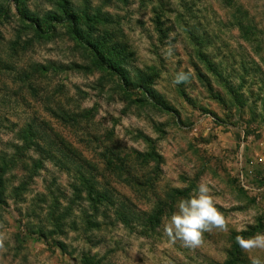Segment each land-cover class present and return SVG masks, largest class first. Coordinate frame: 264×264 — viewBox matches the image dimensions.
<instances>
[{
    "label": "rangeland",
    "instance_id": "rangeland-1",
    "mask_svg": "<svg viewBox=\"0 0 264 264\" xmlns=\"http://www.w3.org/2000/svg\"><path fill=\"white\" fill-rule=\"evenodd\" d=\"M92 4L119 24L114 30L127 46L131 77L138 81L135 74H144L146 90L136 83L124 94L104 72L77 69L85 62L62 26L53 25L49 40L26 43L32 34L17 31L16 11L0 17V59L10 68L0 69V157L16 162L6 174L0 205V264H225L233 233L264 232V0ZM45 6L28 1L38 14ZM198 48L211 67L197 59ZM33 64L43 70L31 74ZM21 71L30 73L29 85L18 80ZM182 71L190 80L177 84ZM57 106L81 111L80 119L55 118ZM28 126L59 138L76 156L65 149L57 162L34 147L17 150L14 146L23 145L18 132ZM139 133L153 142L160 158L155 172L153 164L139 168L128 157L146 152ZM37 159L42 168L29 181L26 168ZM79 159L92 164L118 201L137 211L169 203L172 190L189 197L203 181L229 231L204 233L195 249L173 243L163 225L180 199L150 235L125 227L111 212L99 217L98 230L87 231L81 211H88V204L84 194L75 201L72 184L77 171L91 170L79 168ZM23 181L28 186L14 198L12 190ZM52 200L56 215L67 206L71 210L62 231L48 234ZM249 255L264 259V252L240 250L236 264H250Z\"/></svg>",
    "mask_w": 264,
    "mask_h": 264
},
{
    "label": "trees",
    "instance_id": "trees-1",
    "mask_svg": "<svg viewBox=\"0 0 264 264\" xmlns=\"http://www.w3.org/2000/svg\"><path fill=\"white\" fill-rule=\"evenodd\" d=\"M28 1L0 0V17L5 18L10 12V9L15 10L21 22L20 29L17 31L32 34V38L26 40V43H31L34 39L37 41L49 40L56 30L53 25H60L74 42L75 47L85 62L84 65H77V69H93L98 72H104L110 78V81L117 83L118 88L124 94L136 83H138L137 88L141 90L144 88L146 90L144 86L146 79L144 74L141 72L135 74L138 81L133 80L131 77L127 67V56L125 54V48L127 46L117 39L114 29L119 24L114 21L112 15L103 12L100 7L94 6L92 0H41L43 4L47 5L42 9L41 14L31 11L28 8ZM104 3L107 4L108 2ZM195 54L201 63H205L207 67H211L204 60L199 48ZM0 69L8 70L10 68L0 59ZM40 70H43V66L38 64L31 66V74L33 73V75L36 72H40ZM17 77L19 81L27 83L30 73L21 71L17 73ZM27 85H29V82ZM79 112V114L70 113L63 110L61 106H57L52 111V114H54L55 118L63 122H75L77 119H80L79 117L82 112ZM18 136L23 145L21 148L14 146L17 150L25 149L26 152L34 147L41 153L48 155L52 160H57V162H61L58 157L65 153V149L69 150V153H73L74 157L76 156L75 152L67 148L66 144L59 138L53 140L50 134L40 135L30 126L19 130ZM136 136L147 145L146 152L132 151L128 157L132 158V161L139 168L153 164V171L155 172L160 158L155 152L153 142L141 133ZM110 156L114 157V155ZM67 157L68 155L64 156L63 159ZM78 161L79 168L89 167L91 170H83V168L77 171L72 184L75 201L80 199L82 194H84L85 201L88 204V211H81V218L87 231L91 229L98 230L102 225L99 217L106 218L107 213L111 212L115 216V219L120 221L125 227H129L142 236L150 235L159 226L160 220L168 214L167 212L171 209V205L176 200L185 197L184 191L172 190L168 194L167 201L169 203L158 202L156 207L150 212L137 211L125 202L118 201L112 191L101 184L98 174L93 172L95 168L92 164L82 159ZM42 162L41 159L32 160L31 165L27 166L28 180H31V176L42 168ZM15 164L16 162L13 159L5 160L4 156L0 157V205H4L6 199V174ZM108 164L110 165V161H108ZM117 164L118 166L115 169L119 172L122 171V161L119 160ZM109 165L106 166L109 168ZM134 184L136 185L137 181ZM27 186L28 181L20 182L19 186L12 190L13 197H19ZM138 186H141V184H137L136 187ZM56 207L57 202L52 200V205L49 207L48 212L52 230L48 231V234L62 231L63 224L65 223L64 220L66 219L67 213L71 210V207L67 206L62 214L56 215ZM255 232H257L256 228H251L248 231L233 233L231 235L230 260L225 264H236L238 260L240 248L235 242V237L237 235L248 237ZM58 244L60 246L62 245L61 243Z\"/></svg>",
    "mask_w": 264,
    "mask_h": 264
},
{
    "label": "clouds",
    "instance_id": "clouds-1",
    "mask_svg": "<svg viewBox=\"0 0 264 264\" xmlns=\"http://www.w3.org/2000/svg\"><path fill=\"white\" fill-rule=\"evenodd\" d=\"M168 54L171 55V49ZM190 75L187 72H179L175 83H187ZM214 230L228 232L229 222L216 207L211 188L203 181L197 185L193 194L181 198L176 203L175 210L163 225L164 234L170 241H179L183 247L190 249L200 247L204 233ZM235 242L243 253L264 252V232H257L248 237L237 235ZM2 246L3 238L0 237V247ZM249 260L250 264H264V259L260 256L249 255Z\"/></svg>",
    "mask_w": 264,
    "mask_h": 264
}]
</instances>
